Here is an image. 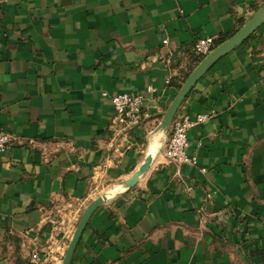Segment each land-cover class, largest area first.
I'll return each instance as SVG.
<instances>
[{
  "label": "crops",
  "instance_id": "0c3cea01",
  "mask_svg": "<svg viewBox=\"0 0 264 264\" xmlns=\"http://www.w3.org/2000/svg\"><path fill=\"white\" fill-rule=\"evenodd\" d=\"M263 6L0 0V131L15 144L0 152V264H61L101 194L69 264H264V21L178 108L209 115L188 133L197 166L167 162L158 130L196 40L224 41ZM119 93L144 96L128 131L110 123Z\"/></svg>",
  "mask_w": 264,
  "mask_h": 264
},
{
  "label": "built area",
  "instance_id": "2783aa9c",
  "mask_svg": "<svg viewBox=\"0 0 264 264\" xmlns=\"http://www.w3.org/2000/svg\"><path fill=\"white\" fill-rule=\"evenodd\" d=\"M165 44L166 41L164 40ZM215 46V39L211 37L200 38L196 40L192 51L195 55L202 58L208 54ZM144 96L135 93H119L110 96L111 101V127L128 131L139 125L142 118ZM209 118L208 114L197 115L190 118L187 113L176 112L171 121L168 131V139L164 150V158L167 162L186 163L191 166H197L195 157L187 158L185 156V148L190 128ZM15 145L11 136L0 131V152L9 146ZM211 198L206 195V200Z\"/></svg>",
  "mask_w": 264,
  "mask_h": 264
},
{
  "label": "water",
  "instance_id": "95a60500",
  "mask_svg": "<svg viewBox=\"0 0 264 264\" xmlns=\"http://www.w3.org/2000/svg\"><path fill=\"white\" fill-rule=\"evenodd\" d=\"M264 21V6L257 10L250 19L243 24L234 34L215 45L211 51L204 57L200 58L196 66L184 79L176 92L174 98L162 114V119L158 125V130H161L163 134H167L170 128L171 121L173 120L176 112L182 101L190 92L194 84L199 78L224 54L233 50L240 45L245 39H247L256 28ZM151 162V155H149L144 163L136 170L127 181L121 182L120 189L130 188L135 185L138 178L146 171ZM106 199L105 194L99 195L92 200L82 211L81 216L77 222V225L73 231V234L67 245L65 254L63 256L61 264H69L76 244L81 236L83 229L85 228L88 219L92 212L100 205L104 203Z\"/></svg>",
  "mask_w": 264,
  "mask_h": 264
},
{
  "label": "trees",
  "instance_id": "16d2710c",
  "mask_svg": "<svg viewBox=\"0 0 264 264\" xmlns=\"http://www.w3.org/2000/svg\"><path fill=\"white\" fill-rule=\"evenodd\" d=\"M222 40H223V38H220V39H218V40H215V45H217V44L221 43V42H222ZM184 77H185V76H184Z\"/></svg>",
  "mask_w": 264,
  "mask_h": 264
}]
</instances>
